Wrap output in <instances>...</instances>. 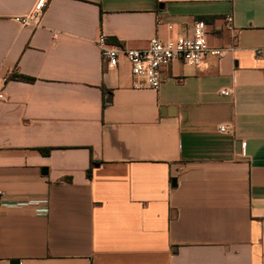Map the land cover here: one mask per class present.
I'll return each instance as SVG.
<instances>
[{
  "label": "crops",
  "instance_id": "0c3cea01",
  "mask_svg": "<svg viewBox=\"0 0 264 264\" xmlns=\"http://www.w3.org/2000/svg\"><path fill=\"white\" fill-rule=\"evenodd\" d=\"M36 2L0 0V264H264V0H48L15 21ZM196 20L226 54L174 61L158 90L97 44Z\"/></svg>",
  "mask_w": 264,
  "mask_h": 264
},
{
  "label": "built area",
  "instance_id": "2783aa9c",
  "mask_svg": "<svg viewBox=\"0 0 264 264\" xmlns=\"http://www.w3.org/2000/svg\"><path fill=\"white\" fill-rule=\"evenodd\" d=\"M47 7L48 0H37L29 15L17 17L15 21L23 26H39ZM227 22L232 26V16L227 17ZM206 28L204 20H196L188 35L170 41H162L154 37L143 49H128L111 45L107 43L106 36L103 34L98 37L97 44L109 69L117 67L122 57L128 60L135 89L158 90L163 83V70L174 61H182L187 65L204 68L208 56L224 57L227 50L209 46ZM262 53L261 49L255 50L257 57H261ZM5 82V79H0V98L4 94ZM221 94L228 96L230 93L221 91ZM219 131L226 133L228 128L222 125Z\"/></svg>",
  "mask_w": 264,
  "mask_h": 264
},
{
  "label": "trees",
  "instance_id": "16d2710c",
  "mask_svg": "<svg viewBox=\"0 0 264 264\" xmlns=\"http://www.w3.org/2000/svg\"><path fill=\"white\" fill-rule=\"evenodd\" d=\"M10 80H23V81H27V82H33L34 79H31V78H27V77H24L22 75H11L10 77ZM41 152L45 155H49L51 150L50 149H45V150H41ZM88 175H90V171H88Z\"/></svg>",
  "mask_w": 264,
  "mask_h": 264
},
{
  "label": "water",
  "instance_id": "95a60500",
  "mask_svg": "<svg viewBox=\"0 0 264 264\" xmlns=\"http://www.w3.org/2000/svg\"><path fill=\"white\" fill-rule=\"evenodd\" d=\"M239 145H240V143H239ZM176 182H177V180L176 179H173V185L174 186L176 185ZM11 264H19V262L18 261H14Z\"/></svg>",
  "mask_w": 264,
  "mask_h": 264
}]
</instances>
